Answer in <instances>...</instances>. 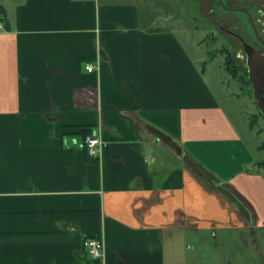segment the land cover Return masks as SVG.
I'll list each match as a JSON object with an SVG mask.
<instances>
[{"label": "crops", "instance_id": "0c3cea01", "mask_svg": "<svg viewBox=\"0 0 264 264\" xmlns=\"http://www.w3.org/2000/svg\"><path fill=\"white\" fill-rule=\"evenodd\" d=\"M156 16L148 0H0V264H202L205 234L232 230L264 264V172L201 160L241 138ZM82 131L107 141L100 160ZM98 237L96 259L84 242Z\"/></svg>", "mask_w": 264, "mask_h": 264}, {"label": "rangeland", "instance_id": "374dc122", "mask_svg": "<svg viewBox=\"0 0 264 264\" xmlns=\"http://www.w3.org/2000/svg\"><path fill=\"white\" fill-rule=\"evenodd\" d=\"M225 1L226 6L234 9L246 5L243 0ZM148 2L152 3L156 14L162 17L159 20L156 16L158 25H154V28L157 29L165 25L170 28L173 34H177L185 41L186 50L190 54L193 52L190 59L197 60L195 66L201 76V81L221 104L223 114L235 124L236 131L241 138L236 149L234 141L223 143L214 149L213 153L203 155L201 160L209 169L228 177L231 172L238 169L255 173L257 168L247 162L250 160V156L259 162L264 161V150L258 148L264 143V118L259 115L260 111L250 87L243 86L225 70L226 52H221L222 50L230 51L235 60L241 63L247 71L244 49L241 48L239 40H236L237 36L242 35L246 40L251 41V36H249L251 30L250 25L246 23L247 18L245 15L233 11L219 9L215 12L214 18L218 21L219 26L223 25L225 26L223 29L236 33L237 36L234 35L235 37L231 38L230 35H222V31L217 33L216 28L206 23L204 17L210 18L211 14L206 10L205 13H199L198 0H148ZM142 6H145L143 2ZM214 36L220 43L213 41ZM187 39L192 43L194 41L201 43V50L200 47L192 46ZM232 40H235V49L232 48ZM200 52L202 57H198ZM194 54L197 57H193ZM160 153L169 157L173 166L179 164L182 166L183 161L178 159L170 148L160 145L157 154L161 155ZM259 171H261L260 168ZM257 187H262L261 183H257ZM258 203L264 204V196H259ZM253 205L258 211L256 205L254 203ZM245 207L248 210V206L245 205ZM205 235L209 238V244L213 246V249L211 251L208 247H202L204 250L202 264H237L239 261L258 264L257 254L254 252L255 247L248 234L232 230L225 232L224 236L221 235L218 240L214 238L215 235L212 231ZM244 238L247 240L246 243L243 242Z\"/></svg>", "mask_w": 264, "mask_h": 264}, {"label": "flooded vegetation", "instance_id": "af4514ba", "mask_svg": "<svg viewBox=\"0 0 264 264\" xmlns=\"http://www.w3.org/2000/svg\"><path fill=\"white\" fill-rule=\"evenodd\" d=\"M199 1V13H207L211 14L210 18L207 16L204 17L206 23L211 25L212 27L217 29V33L222 31V35H230L231 38L237 36L235 32L228 31L227 29H223L225 26H219L218 21L214 18V14L216 11L221 9L222 11H233L238 12L247 18L246 23L250 25V34L251 41L246 40L242 35L237 36L236 40H239L241 48L244 49V44L247 43L253 46L257 50L264 49V0H243L246 2L244 7H238L236 9L229 8L226 6L225 0H198ZM230 1V0H227ZM223 2V3H222ZM225 7H224V5ZM237 9H241L243 11H236ZM221 25V24H220ZM235 35V36H234ZM213 41L216 43H220L219 40L214 36ZM233 41L232 48L235 49V40ZM244 51V50H243Z\"/></svg>", "mask_w": 264, "mask_h": 264}, {"label": "trees", "instance_id": "16d2710c", "mask_svg": "<svg viewBox=\"0 0 264 264\" xmlns=\"http://www.w3.org/2000/svg\"><path fill=\"white\" fill-rule=\"evenodd\" d=\"M221 52H226L225 55V70L232 76V78L236 79L238 82H240L243 86L250 87L252 93L253 89L251 86V83L248 78L247 71L245 70L244 66L241 63H238V61L235 60L232 53L230 51L222 50ZM254 97V94H253ZM259 115L263 117L262 113L259 112ZM264 118V117H263ZM92 134V132L89 131H82V134L84 137L87 135ZM259 149L264 150V143L261 144ZM257 165L263 170L264 172V161H258ZM199 174L203 178V180L208 183L210 186H212L215 190L226 196L228 199L233 201L243 213L247 214L248 211L245 210L246 203L240 198L239 194L235 192L230 186L226 184H221L220 182L216 181L215 178L211 177L208 173L205 171H199Z\"/></svg>", "mask_w": 264, "mask_h": 264}, {"label": "water", "instance_id": "95a60500", "mask_svg": "<svg viewBox=\"0 0 264 264\" xmlns=\"http://www.w3.org/2000/svg\"><path fill=\"white\" fill-rule=\"evenodd\" d=\"M236 11L243 10L237 9ZM244 53L247 74L253 89L256 104L264 117V49L257 50L253 46L245 43Z\"/></svg>", "mask_w": 264, "mask_h": 264}, {"label": "built area", "instance_id": "2783aa9c", "mask_svg": "<svg viewBox=\"0 0 264 264\" xmlns=\"http://www.w3.org/2000/svg\"><path fill=\"white\" fill-rule=\"evenodd\" d=\"M3 30V24L0 22V32ZM87 71L93 72L97 68L94 65L88 64ZM108 143L105 139L97 135H87L82 141V147L87 148L89 155L97 160H100L103 150L107 147ZM84 246L88 253L93 258H103L106 252V243L102 237L87 238L84 242Z\"/></svg>", "mask_w": 264, "mask_h": 264}]
</instances>
